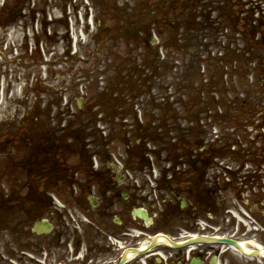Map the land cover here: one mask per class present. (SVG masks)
<instances>
[{"label":"flooded vegetation","instance_id":"af4514ba","mask_svg":"<svg viewBox=\"0 0 264 264\" xmlns=\"http://www.w3.org/2000/svg\"><path fill=\"white\" fill-rule=\"evenodd\" d=\"M154 1L119 8L142 35L133 48L147 42L154 13L165 19L170 6L180 25L199 0ZM24 4L4 9L13 20ZM66 121L19 132L18 147L1 143L2 155L19 156L0 182L19 188L0 189V264H264V182H208L201 155L172 179L136 182L111 160L115 136L97 129V114ZM136 154L145 164L144 148Z\"/></svg>","mask_w":264,"mask_h":264},{"label":"rangeland","instance_id":"374dc122","mask_svg":"<svg viewBox=\"0 0 264 264\" xmlns=\"http://www.w3.org/2000/svg\"><path fill=\"white\" fill-rule=\"evenodd\" d=\"M87 1L72 0L71 4H69L68 0L34 1L40 9L46 8V18L43 20L42 16L40 17L41 26L37 31L40 32V35L45 33L49 36L50 33V36L54 35L57 41L56 46L55 44L51 45L46 42L41 43V57H39L37 52L34 63L32 58H30V53L34 56L36 48L33 37V33H35L34 23H25L24 25L13 23L9 28L0 27V141L4 139L5 132L8 129L11 130V126H18L22 120L25 121V126L35 129L40 124L36 123L34 119L36 115L41 113L39 108L42 101L48 100L53 103L50 112L44 113L45 115H49L55 111L66 116V113H80L78 104L80 97H85V99L98 98L101 90L100 87L96 89L93 81L97 80V82H100V75H92L85 73V71L81 73L85 68L90 70L87 65H83L82 63L74 62L72 65L70 62L68 65L65 64L68 58L64 56L62 49L65 43L61 39L66 33L63 25L69 24L71 26L72 24L73 36L78 37V54L85 56L87 51L94 50L96 41L99 42V49L101 51L103 46L102 41L104 39L101 36L108 31V28H105L104 24L114 26L122 18V13L116 8H113L116 1L120 2L122 0H98L94 1L95 5H93L92 0ZM123 1L125 3L126 0ZM142 1L139 0V2ZM131 2H134V0H131ZM88 7L93 9V11L91 10L94 16L93 34H96V20L100 21V27L102 28L99 30L97 38L93 39L94 42L91 40L87 48L81 49L82 45L79 31L83 30L87 37V31L91 29L88 28L91 26L88 24L87 19H85ZM49 14L51 15L50 19ZM51 21H53L52 24L54 23V25L51 24V27L47 28L48 23ZM7 34L9 36L8 38L6 36ZM25 35L28 36L30 47L26 59L23 57L25 55L23 49V43L26 41ZM112 36L116 35L112 34ZM6 46L7 49L5 50ZM106 51L109 52H103L104 54L101 55L99 53L100 57H103L105 60L115 56L116 61L119 63L118 57L125 56L117 54L116 46L106 48ZM119 52H122V50ZM132 62L133 60L130 59L129 55H126L125 63L122 66L133 67ZM108 76L109 81L107 85L115 79L113 73L105 75L107 78ZM88 83L93 84L91 90H89V87L86 89L82 86ZM67 101L69 105L65 104ZM85 101H89V99ZM242 140L244 143H247L250 140V135L246 134L245 138L242 137ZM0 172H5V170L1 169ZM4 183L7 182H0V188L5 187ZM6 188L17 190L19 188L18 182H9Z\"/></svg>","mask_w":264,"mask_h":264}]
</instances>
